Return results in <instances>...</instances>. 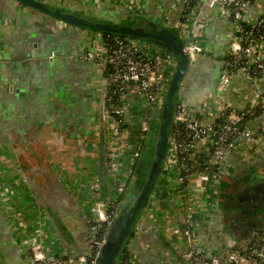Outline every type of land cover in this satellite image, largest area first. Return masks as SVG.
I'll return each mask as SVG.
<instances>
[{"label":"crops","instance_id":"obj_1","mask_svg":"<svg viewBox=\"0 0 264 264\" xmlns=\"http://www.w3.org/2000/svg\"><path fill=\"white\" fill-rule=\"evenodd\" d=\"M33 1L85 24L134 19L119 0ZM145 5V19L179 35L176 26L184 15L176 0L161 9L156 0ZM81 28L19 0H0V264H27L19 227L29 231L39 220L49 224L57 247L84 252L88 184L97 179L101 197L111 191L103 184L100 116L106 71L91 58L101 39ZM230 29L217 7L200 1L186 31L204 53L190 64L178 91L179 102L191 111L202 102L212 114L227 102L239 110L253 105L255 93L244 76L226 92L217 89ZM203 158L208 164L211 156ZM230 159L221 198L196 219L197 243L219 256L250 242L253 230L264 226L259 218L264 185L257 178L264 145L262 154L233 151ZM174 175L162 173L135 225L127 244L135 264H188L183 239L176 235L184 227L181 196L188 190ZM255 190H260L256 196Z\"/></svg>","mask_w":264,"mask_h":264},{"label":"built area","instance_id":"obj_2","mask_svg":"<svg viewBox=\"0 0 264 264\" xmlns=\"http://www.w3.org/2000/svg\"><path fill=\"white\" fill-rule=\"evenodd\" d=\"M119 1L132 16L146 14V0ZM200 1L176 0L184 15L176 27L190 64L204 53L201 43L190 38L186 31ZM207 1L220 10L231 28L217 89L226 92L237 76H244L253 87L255 99L246 109L239 110L227 102L212 114L207 102H202L198 111H191L179 102L177 95L162 173H174L178 186L188 190L181 196L185 201L184 227L176 234L183 239L188 264H264V226L253 230L250 242L226 256L214 254L196 241V219L201 213H208L213 200L219 197L220 186L230 173V153L241 146L248 151L247 144L253 153L262 154L259 146L264 145V0ZM166 2L156 0L157 8L161 9ZM252 9L253 16H250ZM91 58L106 71L100 116L105 143V181L111 193L101 197L97 179L88 184V197L83 205L88 237L82 253L57 247L46 221L39 220L29 231L20 226L27 264L98 263L119 208L126 202L123 197L135 181L134 172L144 153L143 144L152 127L158 124L177 67L171 54L143 40L120 36L107 44L101 40ZM205 153L211 156L208 164L214 166L211 181L209 170L201 168ZM260 172L264 173V165ZM119 264H135V261L127 254Z\"/></svg>","mask_w":264,"mask_h":264},{"label":"water","instance_id":"obj_3","mask_svg":"<svg viewBox=\"0 0 264 264\" xmlns=\"http://www.w3.org/2000/svg\"><path fill=\"white\" fill-rule=\"evenodd\" d=\"M22 4L37 8L46 14H52L59 21L71 24L81 29L105 32L111 35L143 40L157 49L171 54L177 61V67L171 79L167 91L158 124L152 127L150 133L154 135L155 147L153 158L149 166V173L144 180L142 188L133 183V190L129 191L127 198L133 199L134 204L120 213L108 232L106 243L102 249L97 264H119V256L122 249L127 246L133 235L135 225L151 200L154 190L162 175L163 167L167 158L169 148V136L171 133L172 118L177 101L178 91L181 82L186 75L190 62L185 51V43L180 36L167 28L145 19L144 17L133 16V20L126 23H94L85 24L76 20L75 16L60 10H50L33 0H19ZM171 36L178 39V44L171 40ZM104 142V141H102ZM104 149V148H103ZM145 156V154H143ZM142 156V158H143ZM143 162H139V167ZM214 166H211L209 179L212 180ZM136 180V179H135ZM138 183V181H137ZM221 184L220 187H222ZM222 189H220V193ZM221 198V194H219ZM124 204L123 206H125Z\"/></svg>","mask_w":264,"mask_h":264},{"label":"trees","instance_id":"obj_4","mask_svg":"<svg viewBox=\"0 0 264 264\" xmlns=\"http://www.w3.org/2000/svg\"><path fill=\"white\" fill-rule=\"evenodd\" d=\"M93 32H95L96 34H98L99 35V37H100V39L104 42V43H108L109 41H111V39L113 38V37H116L117 35H111V34H108V33H105V32H98V31H95V30H92ZM154 147H155V141H154V135H152L151 133L148 135V138H147V140H146V142L143 144V149H144V153L143 154H145V156H143V158H141V162H143V165H141V167H139V163L137 164V166H136V168H135V172H134V176H135V179H136V181H139V179L141 180V179H143L144 177H146L147 175H148V173H149V166L151 165L150 163H151V161H152V158H153V154H154V152H153V149H154ZM148 156H150L151 157V160L150 161H148L147 159H145L146 157H148ZM147 163H149L148 165H147ZM201 168H207V169H209V164H207L206 163V161L204 160V158H202L201 159ZM204 164V165H203ZM135 181V182H136ZM103 184H107L106 183V181H105V174L103 173ZM137 183V182H136ZM139 183V182H138ZM137 183V184H138ZM136 184V185H137ZM138 186V185H137ZM140 188H142L141 186H140ZM106 189V188H105ZM129 191H130V189L128 190V192L127 193H129ZM111 193V191L110 192H108L107 194L109 195ZM125 198V200H126V202L124 203V204H127V205H125V206H122L121 208H119V213H118V215L120 214V213H122L126 208H129V207H131L133 204H134V201H133V199H128L127 198V195H125L124 197H123V199ZM123 204V205H124ZM127 254H128V246H125L123 249H122V251H121V254H120V256H119V263H120V261L121 260H123L126 256H127Z\"/></svg>","mask_w":264,"mask_h":264},{"label":"flooded vegetation","instance_id":"obj_5","mask_svg":"<svg viewBox=\"0 0 264 264\" xmlns=\"http://www.w3.org/2000/svg\"><path fill=\"white\" fill-rule=\"evenodd\" d=\"M145 159H147L148 161H150L151 160V157L150 156H148V157H146ZM149 163H147V165H148ZM149 166V165H148ZM146 179V177H144L143 179H139V183H138V187L140 188V186L142 187V185L144 184L143 182H144V180ZM224 182V181H223ZM223 182H222V184H223ZM261 183H263V185H264V178H262V182ZM220 189H221V187H220ZM256 191H260V190H255V196L257 195V193L258 192H256ZM221 195H222V192L220 193ZM263 198V197H262ZM255 200H257V199H255ZM263 203H264V200H263ZM263 209V210H262ZM261 210H262V212H261V214H260V221L262 222V220H264V206H263V208H262ZM260 222V223H261Z\"/></svg>","mask_w":264,"mask_h":264},{"label":"rangeland","instance_id":"obj_6","mask_svg":"<svg viewBox=\"0 0 264 264\" xmlns=\"http://www.w3.org/2000/svg\"><path fill=\"white\" fill-rule=\"evenodd\" d=\"M171 40L173 42H175L176 44H178V39L175 36H171ZM259 147L263 150V146L262 145H260ZM245 148L249 150V148H251V147L246 144ZM235 151L239 152L241 154H242V152H246V151H244V147L243 146H241L240 148H236ZM263 176H264L263 172H260V174L259 173L257 174V178H260V177H263Z\"/></svg>","mask_w":264,"mask_h":264}]
</instances>
